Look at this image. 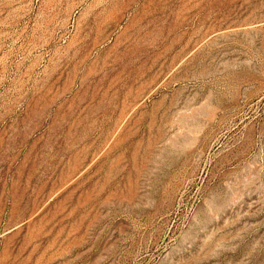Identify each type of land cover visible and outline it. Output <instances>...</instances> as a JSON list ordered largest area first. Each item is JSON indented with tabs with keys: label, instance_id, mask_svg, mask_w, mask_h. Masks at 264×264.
I'll use <instances>...</instances> for the list:
<instances>
[{
	"label": "rangeland",
	"instance_id": "rangeland-1",
	"mask_svg": "<svg viewBox=\"0 0 264 264\" xmlns=\"http://www.w3.org/2000/svg\"><path fill=\"white\" fill-rule=\"evenodd\" d=\"M0 264H264V0H0Z\"/></svg>",
	"mask_w": 264,
	"mask_h": 264
}]
</instances>
